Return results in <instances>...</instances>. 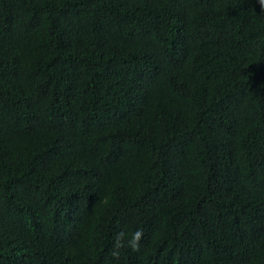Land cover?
<instances>
[{
    "label": "trees",
    "instance_id": "trees-1",
    "mask_svg": "<svg viewBox=\"0 0 264 264\" xmlns=\"http://www.w3.org/2000/svg\"><path fill=\"white\" fill-rule=\"evenodd\" d=\"M0 264H264L258 0H0Z\"/></svg>",
    "mask_w": 264,
    "mask_h": 264
},
{
    "label": "clouds",
    "instance_id": "clouds-1",
    "mask_svg": "<svg viewBox=\"0 0 264 264\" xmlns=\"http://www.w3.org/2000/svg\"><path fill=\"white\" fill-rule=\"evenodd\" d=\"M258 4L262 10H264V0H258ZM143 230L137 229L134 233L131 234L130 238L125 241V233L119 232L116 234L113 250L111 251V256L118 259L120 256V250L125 246L130 248L132 251H139L140 241L143 238Z\"/></svg>",
    "mask_w": 264,
    "mask_h": 264
}]
</instances>
